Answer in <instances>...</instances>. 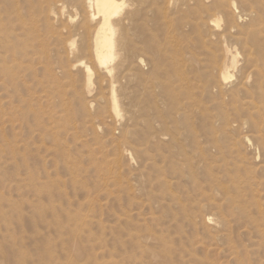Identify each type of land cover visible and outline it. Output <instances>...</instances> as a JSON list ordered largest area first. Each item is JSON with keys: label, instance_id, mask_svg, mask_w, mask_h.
<instances>
[{"label": "rangeland", "instance_id": "1", "mask_svg": "<svg viewBox=\"0 0 264 264\" xmlns=\"http://www.w3.org/2000/svg\"><path fill=\"white\" fill-rule=\"evenodd\" d=\"M28 1L40 37L0 29V264H264V0H138L129 43L149 49L117 52L119 116L109 79L74 67L79 18Z\"/></svg>", "mask_w": 264, "mask_h": 264}, {"label": "bare ground", "instance_id": "2", "mask_svg": "<svg viewBox=\"0 0 264 264\" xmlns=\"http://www.w3.org/2000/svg\"><path fill=\"white\" fill-rule=\"evenodd\" d=\"M11 1H12L11 6H12L13 10H12V12H8V11L5 12L6 17L0 19V29H5L7 31V29H10L11 26H13V22H17V24H19V29L22 30V32H23L24 36H26L27 40L36 41L40 37V35L38 34L40 29L37 25V22H38L37 19L33 18L30 20L29 23H26L23 20H21V15L17 11V9H18L17 0H11ZM28 2L30 5H33V6H34V4L39 5L38 14L40 15L41 18H43V20L46 23H49L52 19H55V18H58L59 16H62L65 13L67 8H68V10L69 9L71 10V14L69 16L66 14L69 17V19L72 20L73 17L79 18V21L77 20L78 23H76V25L65 26V28H64L68 34L77 38L76 41H78L77 43H79V44L76 43L78 47H74V49H77L75 52H77L78 55L80 54V56L81 55L85 56L87 58L86 60H88V61H84V59H82V60L76 59L77 61L75 62L74 67L78 66V68H79V66H80V67L84 68L85 74H86V80L88 82L87 85L91 86L92 80H93V77L95 76L96 71H97V73L98 72L103 73L105 75V77L107 79H109V81L111 82V96H112V101H113V109H114L115 113L117 114V116H119V113H121V112H119V111H121L119 108V103H120L119 99L120 98H118L119 97L118 92L115 90L117 86H115L116 82L114 81V79L116 78V75H115V70L117 69L116 67L118 65L119 66L123 65L125 62V58L124 57L122 59L120 58L121 61H119L118 65L116 64V66H115V57L118 56L117 55L118 53H123L125 51H129V50H131V48L133 50L135 48H137V49L139 48L138 45L131 46V44L129 43V36H130L131 30H134L137 33H139L141 30H144V27H141L137 24L140 17L142 16L141 6H143V5L140 6L138 4V2H139L138 0L137 1H135V0H133V1L132 0H67L64 3H61L58 0H43V1L42 0H35V1L29 0ZM174 2H175V0H174ZM258 2H260V1H258ZM176 4L180 7V8H178L180 10H181V7L189 8V7L193 6L194 4H201V5H204L208 10H213L214 12L218 13V15L222 14V13L224 14V11L226 10L225 8L228 7L229 5L233 6L234 8L236 7V1H234V0H176ZM38 5H36V6H38ZM239 6H240V4H239ZM239 6H238V8H239ZM230 10H232V8ZM22 13H23V11H22ZM68 13H70V12H68ZM13 14L15 15L14 18L12 16ZM229 14H231V13H229ZM3 16H4V14H3ZM242 16L248 17L249 15L247 14L246 16H244V14H243ZM68 17H66V18H68ZM77 21H75V22H77ZM58 22H59V20H58ZM212 22L219 25V21L213 20ZM73 23H74V20H73ZM59 25H60V23H59ZM255 25H256V23H255ZM209 26H210V24H209ZM148 30H149V28H148ZM146 32H148V31H146ZM252 32H253V30H252ZM63 34H65V33H63ZM11 36H14L13 40L8 41V43H5L3 45V48L6 52V54L11 53V54H13V56L16 54H19V55L22 54V56L24 55V57H27L28 56L27 55V49L30 45L29 46L26 45L24 47V49L21 50V49H19V44L22 42L21 41L19 42V40H18L19 38L17 39L16 35L11 34ZM248 44H249V42H248ZM250 44L252 45V42ZM146 48L147 47L144 45L143 47H140V49H138V50H145ZM64 49H66V48L64 47ZM74 49H73V51H74ZM147 49H149V48H147ZM68 52H69V50H68ZM233 53L234 52H232L229 47H225V49H224V64H222L223 65V68H222L223 80H227L229 78H232V75H231L232 71H230V69L235 68L236 63H237V59H238V58H236V56ZM253 54H255V53H253ZM122 56H123V54H122ZM133 56H135V55H133ZM119 57H120V54H119ZM126 59H128V58H126ZM12 60H13V58H12ZM139 63L143 64V60L140 59ZM263 65H264V63H263ZM259 73L261 76H263L264 75V69L259 71ZM259 83H261L260 84V87H261V85L264 82L262 83L260 81ZM89 90H90V88H89ZM221 90L222 89H220V91ZM232 90H233V88H232ZM224 91H223V93H224ZM232 93H233V95H235L236 92H232Z\"/></svg>", "mask_w": 264, "mask_h": 264}]
</instances>
